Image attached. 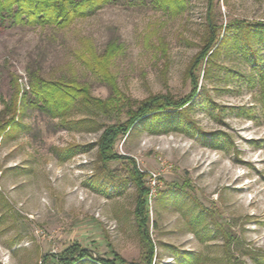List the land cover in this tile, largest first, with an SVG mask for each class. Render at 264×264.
Listing matches in <instances>:
<instances>
[{
	"label": "rangeland",
	"instance_id": "1",
	"mask_svg": "<svg viewBox=\"0 0 264 264\" xmlns=\"http://www.w3.org/2000/svg\"><path fill=\"white\" fill-rule=\"evenodd\" d=\"M209 6L113 0L64 29L0 25V111L14 82L20 90L18 125L0 138V264H44L47 255L74 264H264V105L252 65L233 47L194 67ZM212 8L223 27L264 23V0H214ZM109 45L119 48L110 71L128 101H181L196 89L188 117L200 132L143 119L117 140L119 160L104 166L99 141L117 119L74 109L62 120L32 94L36 74L113 98L79 58ZM132 170L146 190L144 228Z\"/></svg>",
	"mask_w": 264,
	"mask_h": 264
},
{
	"label": "trees",
	"instance_id": "2",
	"mask_svg": "<svg viewBox=\"0 0 264 264\" xmlns=\"http://www.w3.org/2000/svg\"><path fill=\"white\" fill-rule=\"evenodd\" d=\"M113 0H0V25L11 19L15 24H31L39 26H53L64 29L72 25L76 20L85 17L87 11L99 8ZM156 3L164 8L179 11L188 0H155ZM214 0H209V14L207 15V35L202 41V45L195 55L194 67H199L205 60L211 63L220 53L222 48L233 47L235 54H239L244 61L251 64L256 76L251 78L250 83H257L260 87L261 104L264 105V23L251 24L245 21H231L224 27L218 25L213 13ZM223 33V34H222ZM222 34V36H221ZM116 45H109L105 51L98 54L91 47H87L81 52L79 58L82 64L91 72L98 74L100 80L108 83L113 98L100 100L91 95L89 89L77 83L46 81L38 75L31 77L30 89L34 97L54 114L65 120L68 113L77 109L85 110L91 116H114L118 123L105 128L98 147V160L104 166L110 162L119 160L114 155V146L122 134L133 130L141 120L152 121L160 127L169 128L177 125L194 132H200L192 120L188 117V110L196 89L192 96L185 100L175 101L171 97H150L142 102H130L126 96L118 89L114 77L111 75L110 66L116 51ZM193 67V66H191ZM208 72V70H207ZM188 76L194 80V87H197V78H194L193 68L188 71ZM245 80L248 78L240 75ZM14 80V79H13ZM14 82V81H12ZM14 91L11 99L4 104L0 111V138L8 131L17 127L19 115V86L13 83ZM189 104V105H188ZM181 109V110H180ZM126 116L125 124L119 125V118ZM107 170V169H106ZM110 176L115 173L108 170ZM133 181L139 185L140 195L139 204L136 210V217L142 223V228L146 226L145 217V198L146 190L142 187L140 177L135 170L131 172ZM142 239L145 248L149 250V261L152 258V246L149 242L148 231H142ZM75 253L82 252V259L91 258L88 250L79 244L72 245ZM179 262L181 259H178ZM101 264H110L98 260ZM74 261H59L54 256H45L44 264H74ZM114 264V263H111ZM182 264H188L183 261Z\"/></svg>",
	"mask_w": 264,
	"mask_h": 264
}]
</instances>
